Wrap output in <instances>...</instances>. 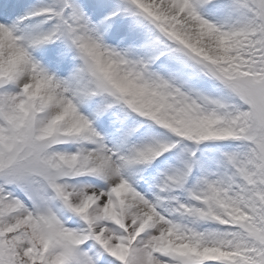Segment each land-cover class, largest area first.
<instances>
[{
	"label": "snow or ice",
	"instance_id": "snow-or-ice-1",
	"mask_svg": "<svg viewBox=\"0 0 264 264\" xmlns=\"http://www.w3.org/2000/svg\"><path fill=\"white\" fill-rule=\"evenodd\" d=\"M0 264H264V0H0Z\"/></svg>",
	"mask_w": 264,
	"mask_h": 264
}]
</instances>
